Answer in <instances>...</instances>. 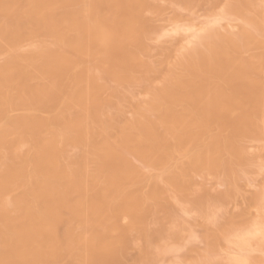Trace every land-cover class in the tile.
Here are the masks:
<instances>
[{
    "label": "bare ground",
    "instance_id": "6f19581e",
    "mask_svg": "<svg viewBox=\"0 0 264 264\" xmlns=\"http://www.w3.org/2000/svg\"><path fill=\"white\" fill-rule=\"evenodd\" d=\"M178 250L264 264V0H0V264Z\"/></svg>",
    "mask_w": 264,
    "mask_h": 264
},
{
    "label": "rangeland",
    "instance_id": "374dc122",
    "mask_svg": "<svg viewBox=\"0 0 264 264\" xmlns=\"http://www.w3.org/2000/svg\"><path fill=\"white\" fill-rule=\"evenodd\" d=\"M200 13V14H199ZM200 16H199V15ZM166 15L168 16V15H170L169 13H166ZM165 15V16H166ZM164 16V18L165 19H168L167 18V16L165 17ZM199 16V18L198 19H196L197 17ZM196 18L194 19V24L195 23H198V25L197 26H195L196 28H198V26H199V23H201V22H203V21H205L204 20V17L202 16V14H201V12H198L197 13V15L195 16ZM164 21H166V20H164ZM226 20H221L220 21V24L221 25H224V24H226V22H225ZM168 22V21H167ZM167 22H164V25L165 26H167L169 23H167ZM163 23V22H162ZM167 29L169 30V29H171V27L170 26H167ZM186 39H190V32H189V34L187 33L186 34V32L184 33V35H183ZM257 143H254L253 145L251 144L250 145V150H254V147H256L257 145H256ZM260 177V179H261V177L262 176H259ZM259 177H258V179L257 180H260L259 179ZM207 181H209V180H207ZM258 182V181H257ZM207 183H210V181L209 182H207ZM211 184V183H210ZM210 184H208V185H210ZM214 183H212V185H213ZM211 185V186H212ZM219 186H217V188H218ZM219 188H221V187H219ZM198 228H195V230H197ZM197 234L195 233L194 234V240L196 241V242H198L197 241ZM199 246H200V244H199ZM181 254H182V250L180 251V250H178V251H175L174 253H172V254H170V255H167L165 258H163L160 262H159V264H178V263H180V257H181Z\"/></svg>",
    "mask_w": 264,
    "mask_h": 264
}]
</instances>
